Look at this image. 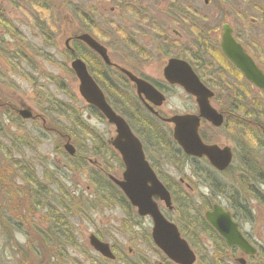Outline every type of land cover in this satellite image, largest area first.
Instances as JSON below:
<instances>
[{"label": "rangeland", "instance_id": "374dc122", "mask_svg": "<svg viewBox=\"0 0 264 264\" xmlns=\"http://www.w3.org/2000/svg\"><path fill=\"white\" fill-rule=\"evenodd\" d=\"M26 1L20 0V6L3 4L0 8L4 16L13 26L19 28L27 39L26 43L23 42L24 45L21 42L16 44L26 49L30 46L31 51L27 62H20L21 68L27 70V74H24L20 68L10 66L4 56L6 51L2 49L0 102L14 107L17 112L23 107L30 108L36 116L32 121L23 119L20 123V118H13L14 120L10 119L6 122L13 128H19V132L24 139L27 138L29 145H32L34 149L25 150L22 160L34 162L36 177L47 183L46 186L56 188L55 193L60 198L62 195L66 196L64 206L60 199L54 200L53 205H50L55 206L56 210L66 218L63 219L65 223L59 226L55 220L60 216H52L50 206L47 205L45 208L35 209L32 216L24 215L17 218L19 229H15L9 222L7 227H0V258L2 259L0 264H175L166 258L153 243L149 219L137 213L136 208L129 203L122 190L108 177L113 175L120 178L124 170L119 154L107 143V140L111 141L116 134L115 126L107 120L108 118L101 110L87 103L79 94V80L72 70L71 62L76 57L87 58L92 68L100 71L107 70L103 57L95 53L85 42L76 39L78 35L85 33L84 31L108 47L111 64L114 61V63H120V66H123L121 64L130 66L135 56L132 53L134 45H138L139 48L146 46L145 37L149 39L147 53L151 54L152 62L159 59L157 64L165 63L172 55H181L195 41L173 44L172 39L167 38L174 34L175 30L181 31V28L171 27L172 24L169 21H174L172 15H167L165 18V13L170 12L172 8H163L161 5L167 3L160 2L161 0H54L55 8L51 7L46 13L41 12L42 8H35V11H30L33 8H23L26 6ZM241 2L243 3V0ZM133 3L142 8H133ZM113 6L117 7L115 13H105V10L109 11ZM198 10L203 13L215 11L218 14L221 13L217 8H198ZM34 12L35 14L30 17V14ZM212 17L214 21L219 19L215 15ZM136 20L142 22L141 28L127 26L130 23L137 24ZM150 21L151 26L148 28ZM88 24L93 25L94 29L89 31ZM68 38L74 52L66 48ZM9 43L15 45L13 41ZM167 49L168 54H166ZM216 55L218 56V52ZM220 56L222 58L221 54ZM223 63L228 70L231 69L225 57ZM218 66L219 62L216 59L215 68ZM116 70L106 74L107 83L100 80L102 82V84L99 83L100 87L117 112L125 116L122 110H118L115 100L133 114L136 106L144 107L143 103L136 97L135 88L128 77L126 75L121 77L122 73ZM90 71L94 78L100 74L94 69ZM151 74L148 76L149 79L164 82L162 73ZM164 91H167L168 99L164 106L158 108L161 115L167 117L174 113H184L187 107L197 106L195 99L179 86H174L172 89L167 86ZM124 96L136 105L132 103V106H125L121 102ZM235 99L237 103H243V89L235 95ZM224 104L225 101L223 99L218 101L217 97L214 105L223 108ZM72 110L77 111L82 118L86 125L85 130L88 129V135L79 132L81 135L76 138L72 136L73 134H69L73 126L69 117ZM241 114L248 120L252 117V113H248L246 109L244 114L243 111ZM260 115L258 122L264 127V114ZM248 124L247 129L243 123L242 133L231 127L216 128L209 122L203 124L201 131L206 137V142L229 145L234 152L231 167L224 172H217V180L214 181L213 187L209 186L208 181L215 180V177L205 178L194 172L201 169L202 165L198 164V168H195L181 157L165 161L163 157L153 153L151 145H147L146 153L159 178L170 185V188L176 192L177 199H186L188 206L184 205L175 212L170 211L172 219L175 221L177 219L179 224L185 223L181 216L185 217L187 211L194 213L197 208L204 215L208 208L202 204L201 195L211 201V205L220 202L229 208L237 204L231 203L232 195H239L241 199L246 198L249 202L250 216L247 218L241 215L242 229L257 241L255 245L263 253L251 264H264V202L249 193L254 188L258 191L260 185L264 183L263 162L259 161L263 159L264 152L256 145L253 147L255 140L249 135L243 138V133L252 134L250 129L255 127L254 124ZM166 126L167 129L172 128L170 123H166ZM140 127L144 131L141 125ZM151 131L153 132V129ZM68 136H70L69 139H67ZM259 137L264 139V131ZM105 141L109 146L108 149L104 147ZM67 142H70L75 149L72 155L65 148ZM77 154L80 155L77 156ZM251 161L260 166L261 170L259 167H254L255 173L244 172L252 165ZM6 170L7 174L3 178V183L0 184V190L4 191L2 195L0 194V203L5 205V210H9L12 201L5 191L12 189L17 192V195L24 191L26 182L22 183L24 178L19 170L13 172V167L10 170L7 165ZM260 171L262 176H259ZM47 172L52 179L50 182H48ZM200 172L203 174V171L200 170ZM242 173L245 177L243 179ZM54 180L60 184L59 188ZM222 186L225 188L224 192L219 191ZM249 186L251 187L248 188ZM261 190L264 193V187ZM30 191L31 199L27 202L29 207L25 211L35 208L31 205L32 199L45 198L43 192ZM253 191L256 192L255 189ZM258 193L260 194L259 191ZM20 201L27 200L23 197ZM43 202L46 203V201ZM162 203H160L161 206ZM231 209L233 211V208ZM5 217L14 216L7 213ZM27 219H31L32 225L39 229L59 233L60 236L50 237L48 242L44 241L45 245H43L42 240L28 227ZM91 234L111 244L114 252L117 253V258L110 260L97 252L90 244ZM195 237L202 243L201 249H197L199 259L196 264H217L218 260H222L221 264H240L235 259L240 255V251L232 256L222 248L219 241L201 230L195 234ZM11 238L29 251L28 260L25 259L27 251L21 256L12 255L14 248L8 241ZM51 257L55 259L52 261Z\"/></svg>", "mask_w": 264, "mask_h": 264}, {"label": "flooded vegetation", "instance_id": "af4514ba", "mask_svg": "<svg viewBox=\"0 0 264 264\" xmlns=\"http://www.w3.org/2000/svg\"><path fill=\"white\" fill-rule=\"evenodd\" d=\"M160 2L167 3L161 5L163 6V8H172L170 12L165 13V18L167 15H172L174 21H169L172 24L171 27L181 28V31H177L174 28L173 30H175L174 31L175 33L169 35L167 38L172 39L171 42L173 44L193 43L195 41V43L191 44L188 47V50L182 52L181 55H172V56L169 55L170 57L167 59L165 63L157 64L159 59L154 60L152 62L151 54L147 53L149 52L147 49L148 47L147 44L149 42V39L145 37L146 46L139 48L138 45H134L132 53L135 54V56L133 57V62L130 64V66L121 64L129 68L130 70L123 66H120L119 65L120 63L118 62L114 63L113 61L112 64H107V63L104 64L107 70L100 71L99 69L92 68L88 63L89 59L84 58L88 70L90 71L91 69H94L96 73L97 72L100 73L99 75L107 76L106 74H109V71L117 69L116 71H120L122 73L121 74L120 72H118V74H121L122 77L124 73L121 70V68H125L136 77L143 78L157 91L161 92L165 96V101H163L161 104V106H164V104L168 99V95L166 94L167 91L166 92L164 91L165 87L168 86L169 89H172L174 86H179L184 91L186 90L182 84L168 79V77L165 75L166 68L169 66V62L172 59L186 61L190 66L191 71L198 77L199 81L207 89L211 90L212 95L209 98V102L218 111V113L223 115L224 123H222V126L226 128H230V124H227L228 126L227 127L225 121L226 120L233 121V119L237 121L243 120L245 127H248L249 125L248 123L254 124V126L256 123H259L258 120L260 119L261 116L260 114H264L263 112L264 101H262V96H264V89L259 87L254 81L247 78L244 70L242 74L241 71H239V69H237L226 58L231 67V69L228 70L225 66V63H223L224 57L221 54V49L219 45L221 43V37L224 26L230 27L233 31L234 38L239 43L242 44L243 51L251 58V62L255 67V69H259L262 72H264V0H243V3L241 2V0H161ZM132 5L133 8H142V6H137L135 3H133ZM116 8H117L116 6H113L109 11L105 10V13H115ZM198 8H217L221 13L218 14L216 11L213 13H203L202 11H199ZM135 13L139 14V12H135ZM142 15L144 16L143 13ZM213 15H215L219 19L214 21V17H212ZM135 22H137V24L130 23L129 25L127 24L125 25L131 26L133 28L142 27L141 21L139 22V20H136ZM150 26H151V21L149 22L148 28H150ZM92 29L94 28L90 27V31ZM68 44L69 42L67 43V45ZM105 48L107 49L108 55H110L109 48L106 46ZM168 52L169 50L167 49L166 54H168ZM217 52H219L222 55V58L221 56L216 55ZM216 59L219 62V66L217 68H215ZM151 73H156L158 75L162 73V78H163L162 80L164 82L161 83L157 80L149 79L148 76L152 75ZM130 82L135 88L134 92L135 94H137L136 97L141 100L143 106L145 107V104L141 98V94L143 92L139 93L137 84L133 81ZM97 83L99 84L98 81ZM242 89H243V103L241 102L237 103L235 96L233 95L232 97V92H239ZM192 95L193 94H191L190 96L194 98ZM217 97H218V101H220V99H223L225 101L223 108L220 106L218 108L214 105L215 101L217 100ZM148 100L150 102H153L152 99H148ZM145 103L148 108L151 106L148 102ZM242 108H243V114L245 109L248 111V113H252V117L250 120H248L246 116L244 117L242 116L241 114ZM184 113H188V114L192 113L198 115L200 122L199 133L204 143L208 144V142H206V137L203 136L201 131L203 124L206 123L205 120L206 118L200 116L198 105L195 107L192 106L187 107L184 110ZM158 115L162 120L167 118L166 116L161 115L159 111H158ZM161 122L165 123L163 121ZM214 127L219 128L217 126ZM250 130H252V128ZM187 157L194 162L195 168H198V164L203 163V161L206 162L204 157L201 158L193 157V156H187ZM206 163L210 167H212L208 163V161ZM258 167L261 169L260 166ZM247 172L252 173V171H247ZM259 176H262L261 171ZM263 184H261L260 187L258 188V191L262 195L258 193L257 188H254L257 193V196L254 197H257L261 202H264V196H263L264 193L261 190V188L264 187ZM169 189L172 195L171 198H172V202L174 203V207L171 208V205L169 206L165 202L161 201L158 196H154V200L156 201L160 212L162 211V213L167 217L165 218L171 221L174 219H172L170 211L175 212V210L177 211L182 206L184 205L188 206V205L185 202L186 199L181 198L183 202L180 199L178 200L176 192L171 188ZM178 201L179 203H177ZM239 201L240 203H243V206H245V209L249 212L248 215L250 216V210L248 208L249 202L246 200V198H242V199L239 198ZM161 202H163L162 206L160 204ZM231 203H236V202L232 199ZM222 205L224 206V204ZM165 207L166 209H163ZM232 207L234 206H231L230 208L229 207H225V208L231 211L232 218L236 223H238L241 233L247 239V241L255 248L257 252L253 254H247L244 251L242 252V250L237 245H233V246L228 245L226 240L222 236H220L219 233L212 227L211 228L213 229L212 230L213 233L210 235L213 236L216 241H219L220 244L222 245V248L228 251L232 256H235L236 252L240 251V255H238L235 258L237 262H239L240 264H251V262L254 259L260 258L263 253H261L259 251V248L256 247L255 242L257 241H255L247 232H245L242 229V220H240L237 217V214H235L232 211L231 209ZM239 216L241 217L240 214ZM181 217L185 221V228L179 225L180 227L179 231H181L182 236H184L187 232L195 235L199 231V229H193V224H191V222L188 219V213H186L185 217L183 216ZM145 218L149 219L150 222L149 227L152 230V226H153L152 217L150 215H146ZM150 236H151V232H150ZM111 249L114 252L113 246H111ZM216 263L221 264L222 262L217 261Z\"/></svg>", "mask_w": 264, "mask_h": 264}, {"label": "water", "instance_id": "95a60500", "mask_svg": "<svg viewBox=\"0 0 264 264\" xmlns=\"http://www.w3.org/2000/svg\"><path fill=\"white\" fill-rule=\"evenodd\" d=\"M231 31L228 26L224 27L221 43L223 52L242 72L245 71L247 78L264 89V73L259 69H255L249 56L243 52L242 46L233 38ZM78 38L99 53L106 63H110L107 49L91 35L83 33ZM72 67L80 82L78 87L80 95L89 104L101 110L108 120L116 126L117 135L112 140V145L120 152L125 163V171L122 180L113 176L111 178L123 190L131 204L137 207L140 215H150L152 217V237L155 244L174 262L193 264L196 259L195 253L187 241L181 237L177 226L162 215L154 200V196H158L167 205H171L170 192L146 161L141 141L132 132L126 120L107 103L103 91L89 74L85 63L81 59H75L72 62ZM121 70L137 84L139 93L143 92L145 97L152 99L156 105L162 104L165 99L163 94L126 69L121 68ZM165 75L169 80L182 84L188 93L196 97L201 116L215 126H220L223 123V115L218 113L209 102L212 95L211 90L199 81L186 61L170 60ZM19 112L24 118L32 116L29 109H23ZM166 121L174 124L173 137L188 155L204 156L211 165L220 171L231 165L233 153L229 146L206 144L202 141L199 135L200 122L198 116L177 114L166 119ZM65 148L70 154L74 153L75 149L70 143H67ZM205 216L207 221L225 237L229 245H237L247 254L256 252L255 248L241 233L239 225L233 220L231 213L221 205H213V208L208 210ZM90 242L102 255L109 258L115 257L109 245L100 241L94 235L90 236Z\"/></svg>", "mask_w": 264, "mask_h": 264}, {"label": "trees", "instance_id": "16d2710c", "mask_svg": "<svg viewBox=\"0 0 264 264\" xmlns=\"http://www.w3.org/2000/svg\"><path fill=\"white\" fill-rule=\"evenodd\" d=\"M3 4L20 6V0H0V8H1V5H3ZM54 4H55L54 0H27L26 6H24L23 8H33L32 10L30 9V11H35L34 10L35 8H42L41 12L45 11V13H46L49 11V9L51 7L55 8ZM39 13L40 12H38V14ZM34 14H35V12L31 13L30 17H32ZM41 25L39 27H41ZM88 25L91 28H93V25H91V24H88ZM9 41H11V42L13 41V43H15V45L14 44L12 45L11 43H9ZM16 42H21V43L25 42L26 43L27 39H26L25 35L19 30V28L13 26V24L4 16L3 11L0 10V55L2 53V49H4L6 51L4 56L7 58L10 66L13 68H17V69L20 68V70L24 71L23 72L24 74H27V70H25V68H23V67L21 68L20 62H24V61L27 62V60L29 59L28 54L31 53L30 46L26 49V48L20 47V45H17ZM9 45L13 46L12 50H11L12 46H9ZM23 45H24V43H23ZM19 65H20V67H19ZM1 71H2V69L0 68V72ZM95 78L97 79V81L100 84H102V82L100 80L104 81L103 83L108 82V77H106V76L99 75V76H95ZM233 95L234 96L238 95V92H232V97H233ZM123 99L124 100L121 102H123L125 104V106H127V105L132 106V103L134 105H136L135 102H132V100L127 98L126 96H124ZM115 104H117L119 111L122 110L123 113L125 114L126 118L127 117L129 118L128 121L130 122V124H132L133 128L136 130V132L142 138L144 145H145V149H147V147H148L147 145H151L153 148V153L156 155H159L160 157H163V159L165 161H167V159L168 160H171V159L176 160V158L181 157L183 160H187L192 166L195 165L194 162L191 161L190 158L186 157L182 153L180 148L177 147V145L174 143V141L172 140V138L170 136L169 130L157 118H155L152 114H150L145 109H143V107L141 105H138L135 107L137 110L133 106L134 111H133V114H131V113H129L130 111L127 108L122 106L121 103L119 105L116 100H115ZM242 111H243V109H242ZM69 117H70L71 123H73L72 128L69 130V131H71V133H69V134H71V135L73 134L72 136L78 138V137H80L79 135H81L79 132L85 133V134L88 133L87 132L88 129L85 130L86 125L84 124L82 118L77 113V111L72 110L70 112ZM13 118L14 119L20 118V120H21L20 123L23 122V119L18 115V113L14 107L0 102V184L3 183V178H5V175L7 174L6 165L10 170H12V167H13V169H14L13 172L19 170L20 173L22 174V177L24 178V179L20 178V179H22V183L24 184V182H26L24 184V191L18 193L17 195H16L17 192H14L12 189L5 191V193L11 197L12 202H11L9 210H5V205L0 203V227H7V224L9 222V224L11 226H13L15 229H19V227H17V222H18L17 218H20L24 215L32 216L35 209H39V208L42 209V208H45L47 205L49 207L50 205H53L52 202L54 200L60 199L61 204L64 206V201H66V196L62 195V198H60L55 193V191H57L56 188L46 186L45 184H47V183L40 181L36 177V166H35L34 162L27 161L26 159L22 160L25 150H34V149L32 148V145L31 146L29 145V141L26 140L27 138L24 139L23 135L19 132L20 131L19 128H13L10 123L6 122L7 120H10ZM225 124H226V126H227V124H230L231 128L242 133L243 120L237 121V120L233 119L232 122L229 120H226ZM140 125L144 128V131L142 130ZM255 127L257 129L254 128L250 131V132H252V134H249V132L243 133V138H245L246 135H249V137H251L253 140H255L253 142V147L256 145L257 147H259L261 149L262 152H264V139L259 137L260 135L263 134L264 128L259 123H256ZM246 128L248 129V127H246ZM152 129H153V132L155 134L151 131ZM33 133L35 134V132H33ZM63 137H65V134H63ZM68 137H70V136H68ZM105 145L106 146H104V147L108 149L109 146L106 143V141H105ZM78 155H80V154H77V156ZM257 158H258V156H257ZM259 161L263 162L262 167H264V157H263V159H261ZM200 165H202V168L199 170H194V172L197 175L204 176L205 178L206 177H208V178L215 177V180L211 179V181H208L209 186L213 187V184H215L214 181L217 180V172L214 169L210 168V166L205 161H203V164H200ZM254 167H258V166L252 162V165H250V168L245 170L244 172L252 171L253 173H255ZM200 170L203 171V174H205V175H203L200 172ZM243 173L241 174L242 179L245 178L243 176ZM46 174L49 177L48 172ZM50 180H52V179L49 177L48 182H50ZM54 182L56 184L58 183L56 180H54ZM57 185L59 188L60 184H57ZM168 186L170 187V185H168ZM0 187H1V185H0ZM250 187L251 186H249L248 188H250ZM30 190H32V191L36 190V191H39L41 193L43 192V195L45 198L44 199H32L31 205L35 208L25 211L29 207L27 202H29L31 199V191ZM60 190H62V189L60 188ZM233 190H232V192H233ZM253 190L254 189H251L249 191V193L253 196H257V193L254 192ZM219 191L224 192L225 191L224 186H222L219 189ZM3 193H4V191L0 190V194L2 195ZM23 197H25V199L27 201H25V202L20 201V199H22ZM231 197L237 203L234 206L235 208L232 207L233 212L235 214H237V217L241 220V217L239 216V214H240L242 216L244 215L247 218H249V215H248L249 212L245 209V206H243V203H240L239 195H232ZM200 200H201L202 204L204 206H206V208H209L211 206V201H209L203 195L200 196ZM43 201H46V203H44ZM181 201L183 202V200H181ZM193 207H195V206H193ZM50 211L52 212V216H55V217L60 216L59 218H56L55 222L57 224H59V226H62L65 223V222H63V219L66 218V216L60 214L56 210L55 206H50ZM7 213H11L14 217H10V218L5 217V214L7 215ZM187 213H188V219L190 220L191 224H193V227L195 229H199L202 232H207L209 234L213 233L212 232L213 229L208 224V222L205 220L202 211H199L197 209L196 212H194V213H191V211H189V212L187 211ZM176 221H177V219H176ZM27 225L31 230H33L35 232V234L40 238V240H42L43 245H45L44 241L48 242V239L50 237H53V236L59 237L60 236L59 233L55 234V233H51V232H46V231H43L42 229H39L37 226L32 225L31 219H27ZM181 227L185 228V223L181 224ZM65 229H68V228L65 227ZM56 231L59 232L58 229H56ZM185 235L188 237L190 242L197 249H199V250L201 249L202 243H201V241L196 239L194 234L187 232ZM8 241H9V244L14 248V252L12 255L17 254V255L21 256V255H24L27 251V256L25 259L28 260L29 251L25 247H23L20 243L17 244V241L14 238L9 239ZM49 242H51V241H49ZM54 259H55L54 257H51L52 261ZM1 260L2 259L0 258V262H1ZM218 261L222 262V260H218Z\"/></svg>", "mask_w": 264, "mask_h": 264}, {"label": "bare ground", "instance_id": "6f19581e", "mask_svg": "<svg viewBox=\"0 0 264 264\" xmlns=\"http://www.w3.org/2000/svg\"><path fill=\"white\" fill-rule=\"evenodd\" d=\"M230 247V246H229Z\"/></svg>", "mask_w": 264, "mask_h": 264}]
</instances>
